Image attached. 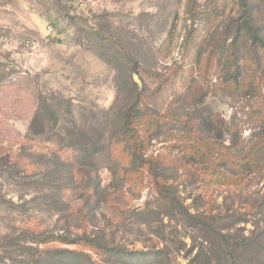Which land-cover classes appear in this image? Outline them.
<instances>
[{
  "label": "rangeland",
  "instance_id": "obj_1",
  "mask_svg": "<svg viewBox=\"0 0 264 264\" xmlns=\"http://www.w3.org/2000/svg\"><path fill=\"white\" fill-rule=\"evenodd\" d=\"M240 14L236 0H0V264H264V156L240 186L157 165L162 194L124 172L118 139L138 98L146 156L179 165L217 134L209 167L183 168L229 175L225 123L244 154L264 136V49L233 31ZM256 22L264 37V9ZM83 233L132 258L35 240Z\"/></svg>",
  "mask_w": 264,
  "mask_h": 264
},
{
  "label": "trees",
  "instance_id": "obj_2",
  "mask_svg": "<svg viewBox=\"0 0 264 264\" xmlns=\"http://www.w3.org/2000/svg\"><path fill=\"white\" fill-rule=\"evenodd\" d=\"M237 4L240 8V18L241 22L237 25L235 30H233L238 37L243 38L246 44H248V48L250 52L256 53L259 49H264V37L261 35L260 25L256 22V17L259 16L261 11L264 9V0H236ZM200 12L197 13L196 16L199 15ZM234 29V28H233ZM257 56V55H256ZM238 74H234L232 79L237 80ZM138 99V98H137ZM133 103V105L129 106L125 111V116L122 124V133L118 136L122 139L120 141L125 142L126 147L129 149V155L131 157V167H127L125 169V173L127 170L131 172H139L142 173L144 171L147 172V175L150 176L153 181H155L156 186L162 194L168 192L166 182L160 178L161 176L156 170L157 165H163L165 167H173L177 171H182V174L186 176H191L199 181H204L206 184L210 183H220L232 186H240L243 178L254 171L260 165V159L264 156V136H261V139L252 145L249 151L244 154L246 144L244 141L240 143L238 135L239 131L236 129L235 123L230 121L229 123H225V131L231 135L230 145H225L227 150H234V152H229L232 159H230V163L227 160L223 161V165L228 166L226 170L229 171V175L224 173H219L218 175L211 174L210 177L205 176V171L199 173L197 171L188 170L185 172V168L183 165L190 161H194V163L205 164L204 168L209 167V161L212 160V150L216 144L210 143L215 141V138H219L217 134L216 136H203L201 137L202 143L197 145L194 151H190L191 153H187V148H181V155L178 156L176 162L179 163H165L161 160L159 156H146L145 154V139L141 136L140 131L138 130L135 119L140 117L143 114V110L141 108V100H137ZM209 123L212 125L210 127L211 130H222V127H215V122L213 120ZM214 139V140H212ZM119 141V140H118ZM221 152L219 151L218 154ZM252 154V159L248 158L249 155ZM253 154L256 156L253 157ZM237 157V158H235ZM222 162H219V164ZM83 171V170H81ZM115 171H117L115 169ZM191 171V172H189ZM223 174V175H222ZM37 242L48 243L52 241H58L67 244H77L85 247L87 249H91L96 251L97 253H101L102 261H107L111 256H121L126 259L132 258V254L128 253L125 250L114 248L107 246L100 242L96 237L91 236L87 233H83L77 236H67L64 234H49L40 238L35 239ZM42 254H45L42 252ZM48 256L53 255V252H48ZM157 255L153 256V259H156ZM53 258V257H50ZM167 260V257L165 256ZM82 263L93 264L88 259L81 260ZM145 261V260H144ZM147 262V261H146Z\"/></svg>",
  "mask_w": 264,
  "mask_h": 264
},
{
  "label": "water",
  "instance_id": "obj_3",
  "mask_svg": "<svg viewBox=\"0 0 264 264\" xmlns=\"http://www.w3.org/2000/svg\"><path fill=\"white\" fill-rule=\"evenodd\" d=\"M134 80L138 82L139 84H142L141 79L139 78L137 74H134Z\"/></svg>",
  "mask_w": 264,
  "mask_h": 264
},
{
  "label": "built area",
  "instance_id": "obj_4",
  "mask_svg": "<svg viewBox=\"0 0 264 264\" xmlns=\"http://www.w3.org/2000/svg\"><path fill=\"white\" fill-rule=\"evenodd\" d=\"M49 31H53V27L49 26ZM33 43V42H32ZM29 45V44H28Z\"/></svg>",
  "mask_w": 264,
  "mask_h": 264
}]
</instances>
